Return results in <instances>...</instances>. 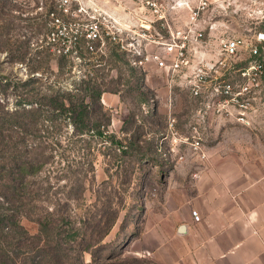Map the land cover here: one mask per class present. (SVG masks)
I'll use <instances>...</instances> for the list:
<instances>
[{
	"label": "rangeland",
	"instance_id": "374dc122",
	"mask_svg": "<svg viewBox=\"0 0 264 264\" xmlns=\"http://www.w3.org/2000/svg\"><path fill=\"white\" fill-rule=\"evenodd\" d=\"M59 1L0 0V141L27 145L37 169L29 177L31 197L22 202L0 186V207L13 211L24 204L20 211L30 212L16 217L31 236L39 233L37 220L46 212L55 214L64 236L72 234V227L79 232L76 240L64 241L66 250L56 259L52 243L48 257L37 256L33 262L43 239L25 246L12 242L7 250L14 264H173L181 248L196 244L194 237L179 233L188 218L195 233L197 224L206 222L203 208L215 218L214 199L208 198L212 193L218 200L228 198L229 208L240 211L237 221H224L226 228L237 229L231 232L234 236L222 239L221 247L232 254L224 264H248L234 254L244 248L238 232L248 221L245 208L256 203L254 190L261 191L264 206V0H204L208 9L201 16L209 43L205 56L213 65L225 40L232 36L245 40L238 54L229 58L230 69L218 74L233 82L255 78L259 83L248 96L251 106L245 124L237 121L236 113L202 119L198 102L183 88L173 89L169 108L166 82L156 72L147 73L139 91L136 79L114 59L107 58L98 69L94 61L80 65L76 59L62 60L47 43L51 13L68 19L59 12ZM94 2L105 12L125 15L126 0ZM77 6L73 4L72 11ZM86 7L91 14L97 10L91 4ZM180 16L186 19L188 12L181 10ZM93 57L85 55L87 62ZM240 69L251 76L244 79ZM87 78L104 90L101 109L90 101L91 122L100 121L101 130H113L103 137L97 131L78 134L71 119L57 117L61 111H56L55 122L47 119L53 111L47 98L72 91L83 97L82 81ZM152 97L156 103L148 115L143 106ZM24 103L40 110L26 131L20 125L23 119L17 124L14 114ZM171 119L176 122L177 142L169 128ZM194 136L200 138L199 152L190 146ZM6 148L9 156L13 149ZM7 155L0 153V159ZM4 165L10 167L11 160ZM261 227L264 233V211Z\"/></svg>",
	"mask_w": 264,
	"mask_h": 264
},
{
	"label": "built area",
	"instance_id": "2783aa9c",
	"mask_svg": "<svg viewBox=\"0 0 264 264\" xmlns=\"http://www.w3.org/2000/svg\"><path fill=\"white\" fill-rule=\"evenodd\" d=\"M73 4H78L74 11ZM90 4L96 6L95 13L88 11L86 6ZM58 8L68 19L62 20L52 12V28L47 37V43L54 47L58 55H65L74 61L76 59L80 65L94 61L98 69L105 66L112 48H115L126 55L134 69L144 74V82L149 76L147 73L156 72L164 78L169 108H172L174 100L173 89L178 87L186 89L198 102L197 114L202 119L236 113L238 122H247L246 113L251 106L248 96L259 83L255 78H249L245 83L244 80L233 82L218 77L220 70L230 69L229 58L238 54L245 40L238 36L228 38L216 63L213 65L209 62L205 56L209 43L201 22V16L208 9L206 1L126 0L125 15L105 12L97 7L94 0H60ZM181 10L188 12L186 19L181 18ZM85 55L95 58H89L87 62ZM237 72L244 79L251 76L243 69ZM104 97L105 94L102 96L103 103ZM156 98L158 100V96ZM155 103V97L149 99L148 104L143 106L144 113H153ZM175 123V119H171L169 128L177 142ZM102 130L105 134L113 132L110 127H103ZM194 130L197 131V128ZM190 146L199 152L200 138L194 136ZM200 157L204 159L206 154L201 152ZM183 159L180 157V160ZM193 216L200 221L197 212H193Z\"/></svg>",
	"mask_w": 264,
	"mask_h": 264
},
{
	"label": "trees",
	"instance_id": "16d2710c",
	"mask_svg": "<svg viewBox=\"0 0 264 264\" xmlns=\"http://www.w3.org/2000/svg\"><path fill=\"white\" fill-rule=\"evenodd\" d=\"M62 60H67V56L59 55ZM108 59L115 60L117 63H121L120 67L126 68L129 72V75L136 79L137 81V90H142L143 82H144V74L134 69L129 61L127 60L126 55L119 53L115 48H112L111 53L109 54ZM118 63V64H119ZM119 66V65H118ZM83 91L85 92V96L80 97L78 94H72V92L67 94L57 93L53 96L47 98V103L52 106L53 111L51 112V116H47V119H50L51 122H55L58 116H65L71 119V122L75 125L76 131L78 134H86L90 132L97 131V134L100 137H103L105 134L103 130H101L102 124L100 121L91 122V106L90 101L97 103L101 101V98L104 94V90L101 85H99L93 78H87L82 81ZM76 91V92H75ZM75 93H79V90H75ZM143 100L145 99V94H141ZM151 99V98H150ZM27 105L24 103L16 110L14 113L17 116V124L19 119H23V122L20 125L26 131V129L30 125V119L32 116H38L40 110L34 109L33 107L27 108ZM100 107V105H99ZM102 106L100 107V109ZM56 111L59 112L60 115L57 114ZM55 113V114H54ZM25 121V123H24ZM1 125H0V134H1ZM114 138V136H111ZM124 146V145H123ZM6 147H11L12 153L9 148L10 155L8 156ZM0 153H3V158L0 159V186H4L7 190H11L14 194L20 198L23 202L25 199L31 197V186L29 177L36 173L37 169L34 167L33 162L30 160L31 156L29 154L28 146L22 145L19 147L17 144L13 146H7L0 141ZM11 160V166L8 167L4 165L5 161ZM24 208V204H22ZM22 206H19V210H10L0 207V264H14V259L11 258L10 252L7 250L12 242H16L19 245H27V243L32 242V240H37L38 242L44 241V245L42 247L37 248L36 254L34 253L33 262L35 258L38 257H48L50 254L47 247H50L53 243V259L59 257V253L61 250H66L65 246L67 242L65 240H76L79 229H75L72 227V234L63 235L62 232L58 230V225L54 220L55 214L52 212H46L38 217L39 224V233L35 236H31L27 230L21 225L19 221V217L16 215L21 213L22 216L26 215V208L22 211L20 209ZM28 217V216H27ZM70 219V217H68ZM70 222V221H69ZM71 223V222H70ZM51 244V245H50ZM22 249V248H21ZM49 253V254H48ZM146 264H151L149 262H145Z\"/></svg>",
	"mask_w": 264,
	"mask_h": 264
},
{
	"label": "crops",
	"instance_id": "0c3cea01",
	"mask_svg": "<svg viewBox=\"0 0 264 264\" xmlns=\"http://www.w3.org/2000/svg\"><path fill=\"white\" fill-rule=\"evenodd\" d=\"M168 93H166L167 95ZM158 96V100H159ZM105 102V97H104ZM252 195L255 197L253 205L246 207L244 212H247V222L244 221L242 227L238 232V237L241 239L242 253L234 254L236 260L248 261V264H262L264 261V233L261 231L262 227V213L264 206L261 202V191H253ZM213 197L216 216L211 218L208 213H205L204 208L202 213L206 218V222H201L198 226V232L193 230L192 218H188L187 225L179 229V233L185 237H194L196 244L194 246H184L179 251V256L176 257L173 264H224L228 254L221 247L222 239L233 235L232 233L237 230L233 225V229L226 228L224 221L236 220L239 218V210L235 207L229 208L228 198H217L215 194L208 196ZM221 205H219V204ZM225 203V204H224ZM208 204V202H207ZM245 219V217H244ZM238 227V226H237ZM229 229V230H228ZM235 229V230H234ZM242 229V230H241ZM232 232V233H231ZM234 236V235H233ZM237 238V236H235ZM208 238V239H207ZM235 239V238H234ZM236 264V262H235Z\"/></svg>",
	"mask_w": 264,
	"mask_h": 264
}]
</instances>
